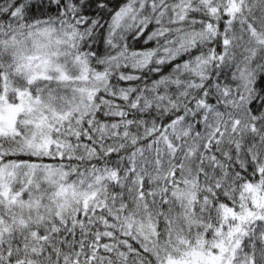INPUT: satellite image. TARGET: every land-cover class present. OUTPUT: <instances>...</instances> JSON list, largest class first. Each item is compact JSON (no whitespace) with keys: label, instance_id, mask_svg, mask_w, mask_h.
I'll list each match as a JSON object with an SVG mask.
<instances>
[{"label":"snow or ice","instance_id":"1","mask_svg":"<svg viewBox=\"0 0 264 264\" xmlns=\"http://www.w3.org/2000/svg\"><path fill=\"white\" fill-rule=\"evenodd\" d=\"M0 264H264V0H0Z\"/></svg>","mask_w":264,"mask_h":264}]
</instances>
